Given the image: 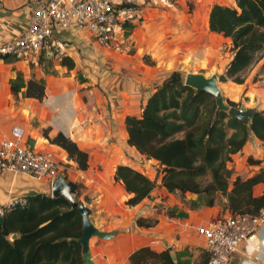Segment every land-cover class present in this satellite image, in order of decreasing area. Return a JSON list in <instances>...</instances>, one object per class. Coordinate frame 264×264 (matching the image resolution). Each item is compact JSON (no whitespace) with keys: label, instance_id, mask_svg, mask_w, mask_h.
Instances as JSON below:
<instances>
[{"label":"crops","instance_id":"0c3cea01","mask_svg":"<svg viewBox=\"0 0 264 264\" xmlns=\"http://www.w3.org/2000/svg\"><path fill=\"white\" fill-rule=\"evenodd\" d=\"M46 1L0 0V45L24 33L33 10ZM113 1L144 4L147 8L144 20L126 26L124 52L99 45L89 31L72 25L55 31V36L64 41L62 55L54 56L45 48L38 65L12 57L0 60V140L11 136L14 124L21 125L27 145L51 152L60 164L59 175L82 183L79 199L91 209L93 224L100 230L115 231L108 239H90L85 264H131V253L141 246L168 249L175 264H208L206 240L197 226L230 214L226 197L217 193L210 205L202 197L205 193H183L160 186L154 161L128 143L126 117L140 115L145 99L171 71L207 76L216 72L224 36L210 30V11L214 4L234 5L235 0H194L192 8L186 0ZM255 65L262 66L261 61ZM223 66L225 70L227 64ZM254 75L250 78L243 74V83L219 80V86L243 110H262L264 88L251 84ZM30 79L45 85L42 99L26 95ZM45 131L50 137L62 132L74 140L89 153V167L80 169ZM249 155L262 158V163L250 164ZM118 164L130 165L155 179L153 194L134 205L127 204L130 194L115 180ZM261 165L263 145L253 136L229 163L231 180L247 177ZM51 185L46 178L3 171L0 200L36 193L52 195ZM263 191L264 183L254 187L256 195ZM138 218L153 224L139 225ZM254 245L258 247L249 254L241 244L226 264H264V226L250 240L249 247Z\"/></svg>","mask_w":264,"mask_h":264},{"label":"trees","instance_id":"16d2710c","mask_svg":"<svg viewBox=\"0 0 264 264\" xmlns=\"http://www.w3.org/2000/svg\"><path fill=\"white\" fill-rule=\"evenodd\" d=\"M193 7L194 0L187 3ZM209 28L230 38L232 57L219 80L243 83V71L259 60L264 51V0H235L234 5L214 4ZM264 65V64H263ZM264 67V66H263ZM26 95L42 99L45 85L30 79ZM231 106H238L227 98ZM240 108V107H239ZM128 143L156 164L159 184L171 191L208 194L210 205L217 193L227 199L231 213L256 214L264 207V191L254 187L264 183V165L247 177L231 180L229 163L241 152L250 137L261 140L264 150V109L245 122L217 110L214 96L185 84L179 70L171 71L145 99L140 115L126 117ZM68 153L80 169L89 167V153L62 132L50 137ZM250 164L263 159L249 155ZM115 180L123 183L134 205L153 194L155 179L127 164H118ZM76 189L77 183L70 182ZM158 184V185H159ZM28 203L0 217V264H85L82 219L63 196L46 193L28 195ZM139 225L153 222L138 218ZM17 234L12 239L11 235ZM131 264H175L168 249L157 251L141 246L130 255Z\"/></svg>","mask_w":264,"mask_h":264},{"label":"built area","instance_id":"2783aa9c","mask_svg":"<svg viewBox=\"0 0 264 264\" xmlns=\"http://www.w3.org/2000/svg\"><path fill=\"white\" fill-rule=\"evenodd\" d=\"M146 11L144 4H117L113 0H48L33 10L30 26L24 33L0 45V60L12 57L38 65L45 48H49L54 56L62 55L65 52L64 41L55 36V31L72 25L89 31L99 45L124 52L126 26L144 20ZM10 132V137L0 140V173H23L37 179H49L52 183L60 170L53 154L27 145L26 132L21 125L14 124ZM27 203V196L0 200V217ZM262 226L264 207L256 214L230 213L208 224L198 225V232L206 240L208 264H226L241 244H244L247 253L252 254L258 246L250 248V240Z\"/></svg>","mask_w":264,"mask_h":264},{"label":"water","instance_id":"95a60500","mask_svg":"<svg viewBox=\"0 0 264 264\" xmlns=\"http://www.w3.org/2000/svg\"><path fill=\"white\" fill-rule=\"evenodd\" d=\"M220 75V72L217 71L210 76L199 72H189L185 75V84L190 85L196 91L205 90L211 93L215 98L217 110L225 111L235 118L249 122L250 118L258 110L256 108L241 110L239 107L229 105L219 86ZM51 186L52 196H63L69 201L72 209H77L80 212L83 227L82 235L78 238V241L82 244V252L87 261L89 258L90 239L94 236L108 239L115 235V231L100 230L93 224L90 218L91 209L75 198L76 189L71 185L66 176H57L53 179ZM16 237V233L11 235L12 239Z\"/></svg>","mask_w":264,"mask_h":264},{"label":"rangeland","instance_id":"374dc122","mask_svg":"<svg viewBox=\"0 0 264 264\" xmlns=\"http://www.w3.org/2000/svg\"><path fill=\"white\" fill-rule=\"evenodd\" d=\"M187 3L189 2V0H186ZM222 43H223V46H222V50L223 51H220L218 54V66H215V71L217 72H220V74H223L225 72L224 70V66H223V63L224 64H227L229 62V58L230 56L233 54V51H232V43H231V39L227 38V37H224L223 40H222ZM264 51H262L261 53H259V60L258 61H261V64L262 66H259V65H255L256 63H254L253 67L251 68L250 72L248 70V68L243 71V74H245L246 76L245 77H250L252 78V74L253 72H255L257 75H254L253 76V79H251V84H253L254 87H257V89H261V88H264ZM263 62V63H262ZM221 63V65H220ZM205 66V65H204ZM213 68V67H212ZM210 69L209 71H212L213 69ZM226 69V68H225ZM223 70V71H222ZM183 73V72H182ZM259 74H261V76H259ZM248 75V76H247ZM183 76L185 77V74H183ZM231 80V79H230ZM222 91V89H221ZM250 95L252 96L253 92L252 90H250ZM224 95V93H223ZM226 101H227V97L224 95ZM243 97L245 98H248L246 95L243 94ZM254 97V95H253ZM230 177H231V174H230ZM75 183L79 184L78 185V188H76V194H75V198L81 202V200L79 199L80 195H81V187H82V183H80L79 181H75ZM208 195V194H207ZM207 195L203 194L202 197L207 200ZM217 195V194H216ZM201 197V198H202ZM82 203V202H81Z\"/></svg>","mask_w":264,"mask_h":264}]
</instances>
